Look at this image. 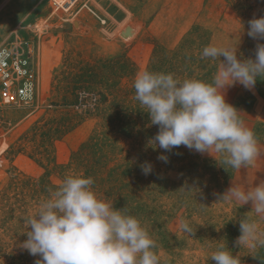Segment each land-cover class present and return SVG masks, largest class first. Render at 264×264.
<instances>
[{
    "label": "rangeland",
    "instance_id": "1",
    "mask_svg": "<svg viewBox=\"0 0 264 264\" xmlns=\"http://www.w3.org/2000/svg\"><path fill=\"white\" fill-rule=\"evenodd\" d=\"M60 1L0 0V44L22 40L37 74L32 99L6 108L0 127V264L40 259L20 247L26 221L75 175L91 177L98 198L141 221L160 264H215L222 246L242 264H264V246L235 243L240 220L264 232V215L220 200L235 184L264 181V78L225 94L262 153L239 171L215 153L150 145L158 127L133 87L144 70L210 83L218 61L201 58L209 45H237L238 58L254 60L264 40L247 35L248 21L264 16V0Z\"/></svg>",
    "mask_w": 264,
    "mask_h": 264
},
{
    "label": "clouds",
    "instance_id": "2",
    "mask_svg": "<svg viewBox=\"0 0 264 264\" xmlns=\"http://www.w3.org/2000/svg\"><path fill=\"white\" fill-rule=\"evenodd\" d=\"M247 35L264 40V16L248 21ZM237 45L206 46L201 58L218 61L210 83L198 79L178 80L172 73L139 72L134 81L135 99L147 109L150 124L158 127L149 141L164 152L184 146L204 154H218L221 164L239 171L248 168L262 153L254 132L240 111L226 102L228 88L236 84L252 90L264 78V43H258L255 59H241ZM223 57V60L220 58ZM159 160L167 163L168 157ZM224 168V167H223ZM145 175L152 165H142ZM91 177H66L61 185L27 219L26 239L20 247L40 259L35 264H160L155 241L141 221L97 197ZM264 215V181L255 187L235 184L220 196ZM182 230L191 233L181 222ZM236 244L255 249L264 246V232L255 222L240 220ZM215 264H242L227 247L215 251Z\"/></svg>",
    "mask_w": 264,
    "mask_h": 264
},
{
    "label": "built area",
    "instance_id": "3",
    "mask_svg": "<svg viewBox=\"0 0 264 264\" xmlns=\"http://www.w3.org/2000/svg\"><path fill=\"white\" fill-rule=\"evenodd\" d=\"M31 61L22 40L7 39L0 44V127L6 108L24 104L34 95L37 74Z\"/></svg>",
    "mask_w": 264,
    "mask_h": 264
},
{
    "label": "bare ground",
    "instance_id": "4",
    "mask_svg": "<svg viewBox=\"0 0 264 264\" xmlns=\"http://www.w3.org/2000/svg\"><path fill=\"white\" fill-rule=\"evenodd\" d=\"M59 1V0H58ZM63 1V0H62ZM62 1L59 2V5L62 3Z\"/></svg>",
    "mask_w": 264,
    "mask_h": 264
},
{
    "label": "crops",
    "instance_id": "5",
    "mask_svg": "<svg viewBox=\"0 0 264 264\" xmlns=\"http://www.w3.org/2000/svg\"><path fill=\"white\" fill-rule=\"evenodd\" d=\"M7 40V39H6Z\"/></svg>",
    "mask_w": 264,
    "mask_h": 264
}]
</instances>
